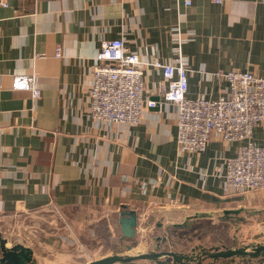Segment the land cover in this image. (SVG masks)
Returning a JSON list of instances; mask_svg holds the SVG:
<instances>
[{
  "label": "crops",
  "instance_id": "crops-1",
  "mask_svg": "<svg viewBox=\"0 0 264 264\" xmlns=\"http://www.w3.org/2000/svg\"><path fill=\"white\" fill-rule=\"evenodd\" d=\"M177 28L191 36L183 45L189 97L225 95L220 72L264 77V0H9L0 9V216L53 212L48 224L58 232L42 238L41 250L112 242L117 230L118 242L129 240L121 226L128 211L137 214V234L147 223L151 252L264 244V190H225L226 160L240 143L214 134L204 152H180L179 109L162 102L161 70H144V97L161 104L146 108L139 125L90 115L102 43L122 38L142 62L171 63ZM30 75L38 99L14 87ZM251 141L264 145V123ZM17 245L31 252V264L40 262L32 246ZM256 259L251 264H264Z\"/></svg>",
  "mask_w": 264,
  "mask_h": 264
},
{
  "label": "built area",
  "instance_id": "built-area-1",
  "mask_svg": "<svg viewBox=\"0 0 264 264\" xmlns=\"http://www.w3.org/2000/svg\"><path fill=\"white\" fill-rule=\"evenodd\" d=\"M191 6L193 0H179ZM222 3L223 0H213ZM9 0H0V9ZM179 28L175 32L177 57L174 62L144 63L130 52L122 38L105 41L97 55L90 90V115L116 125H139L146 108L161 104L144 97V70L148 65L162 71V102L179 109L177 144L182 153H201L212 136L226 143H240L236 155L226 160L225 190L238 193L264 190V145L252 142L255 128L264 123V77L251 71L233 70L218 76L229 83V91L215 100L188 96V62L183 45L190 39ZM61 52L57 50V56ZM24 86L40 98L36 76H18L14 87Z\"/></svg>",
  "mask_w": 264,
  "mask_h": 264
},
{
  "label": "rangeland",
  "instance_id": "rangeland-1",
  "mask_svg": "<svg viewBox=\"0 0 264 264\" xmlns=\"http://www.w3.org/2000/svg\"><path fill=\"white\" fill-rule=\"evenodd\" d=\"M52 214L53 212L46 210L13 216H0V236L6 240L10 247L17 244L32 246L41 256L40 262L34 264H87L105 256L115 254L133 256L149 253L154 249V246L149 244L150 241L146 247V239L150 240V238L147 233V223L143 222L138 234L136 233L129 240L124 238L122 242L117 241L120 238V232L117 230L112 242L97 239L75 244V246L68 248H54L53 251L41 250L42 247L39 242H42V238L58 232L54 226L48 224ZM251 249L252 247L248 248L249 251ZM256 260V258L233 257L224 258L218 264H251ZM133 264H151V261L138 260Z\"/></svg>",
  "mask_w": 264,
  "mask_h": 264
},
{
  "label": "water",
  "instance_id": "water-1",
  "mask_svg": "<svg viewBox=\"0 0 264 264\" xmlns=\"http://www.w3.org/2000/svg\"><path fill=\"white\" fill-rule=\"evenodd\" d=\"M121 226L122 235L127 238H133L136 235L137 228V214L135 211H128L121 213ZM6 240L0 236V264H31L32 257L31 252L26 250L21 245H15L13 247L6 246ZM264 256V244L254 246L250 251L248 248H238L234 250H218L210 252H201L198 254H177L171 251L164 252H149L139 255H111L105 256L99 260L87 263V264H133L138 260H149L156 264H203V262L210 258L212 260L226 259L233 257L242 258H258ZM165 257V261H161L160 258Z\"/></svg>",
  "mask_w": 264,
  "mask_h": 264
}]
</instances>
